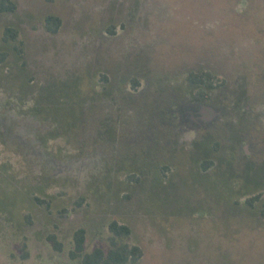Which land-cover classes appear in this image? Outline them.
Here are the masks:
<instances>
[{
  "label": "rangeland",
  "instance_id": "374dc122",
  "mask_svg": "<svg viewBox=\"0 0 264 264\" xmlns=\"http://www.w3.org/2000/svg\"><path fill=\"white\" fill-rule=\"evenodd\" d=\"M13 1L0 264H83L112 221L134 264H264V0Z\"/></svg>",
  "mask_w": 264,
  "mask_h": 264
},
{
  "label": "trees",
  "instance_id": "16d2710c",
  "mask_svg": "<svg viewBox=\"0 0 264 264\" xmlns=\"http://www.w3.org/2000/svg\"><path fill=\"white\" fill-rule=\"evenodd\" d=\"M16 10V3L13 0H0V13H11ZM61 26V19L54 15H49L45 19V27L51 33H56ZM8 34L13 38H16V32L12 29L7 30ZM5 59V55L0 56V61ZM205 79L210 78L209 73L195 74L190 73L188 80L193 85H198ZM261 196H255L249 198L246 203H252L259 199ZM109 231L111 236L109 237V249L107 252L97 249L92 253L83 254L81 261L83 264H134L141 255L142 251L138 246H130L125 240L130 236L131 229L127 225L119 224L116 221H112L109 224ZM75 248L77 251L83 250V244L85 241V230L83 228L78 229L74 233ZM59 249L58 245L55 247ZM76 257L75 253H72Z\"/></svg>",
  "mask_w": 264,
  "mask_h": 264
}]
</instances>
